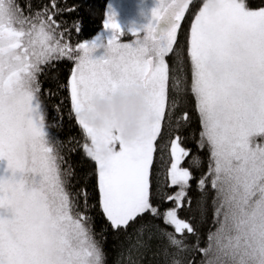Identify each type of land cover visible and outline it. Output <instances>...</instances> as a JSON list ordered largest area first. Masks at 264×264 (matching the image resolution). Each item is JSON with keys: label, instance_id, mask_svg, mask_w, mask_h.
I'll use <instances>...</instances> for the list:
<instances>
[{"label": "snow or ice", "instance_id": "6c2138e0", "mask_svg": "<svg viewBox=\"0 0 264 264\" xmlns=\"http://www.w3.org/2000/svg\"><path fill=\"white\" fill-rule=\"evenodd\" d=\"M78 7L51 0L26 14L18 0H0V157L10 170L0 174V209L12 213L0 212V264H105L108 226L97 239V207L119 241L117 264H264V0H159L146 30L127 32L132 40L119 39L126 32L109 11L113 34L103 45L100 36L67 42L82 21L56 17ZM61 58L72 61L67 82L45 91L67 89L80 147L95 164L85 176L95 178L92 201L85 185L72 188L65 156L76 148L53 134L41 97L42 66ZM137 82L150 90L155 117L141 139L81 118L92 96ZM194 120L207 156L195 153L185 166L191 133L181 130ZM205 158L198 203L203 218L210 185L215 227L202 245L198 224L180 210L192 201L191 167Z\"/></svg>", "mask_w": 264, "mask_h": 264}, {"label": "trees", "instance_id": "16d2710c", "mask_svg": "<svg viewBox=\"0 0 264 264\" xmlns=\"http://www.w3.org/2000/svg\"><path fill=\"white\" fill-rule=\"evenodd\" d=\"M197 3L201 0H196ZM19 5L27 14L34 12L35 10L42 9L45 5L51 7V0H18ZM109 0H57V5L62 8H69L73 4H78L79 7L75 11H64L57 15V19H64L72 21L74 18L79 17L82 21V27L79 32L75 31V28H71L67 34V42L74 45L75 43L82 42L84 39H91L95 37L104 26V20L106 19V10ZM253 6H259L260 0H251ZM30 5V7H29ZM188 12L186 11L185 19L181 21V29H178V37L183 35V30L186 29ZM171 61L173 57L170 54L168 57ZM52 64L55 67L42 66L45 71L40 74L41 80V97L46 105L47 118L50 124L56 122L52 127L51 131L53 134L66 146L71 144L76 148L75 151L70 152L65 156V160L71 163L73 171L75 173L74 183L72 188L75 191L79 189L81 185H85L89 190V200L96 199L94 184V175L85 180L87 173L95 168L94 162L91 158L86 156L80 145L83 143V132L80 126L76 123L74 114L70 115V100L68 98L67 89H60V95H51L46 92V89H51L53 92L57 90L60 82H67V78L70 74L72 67V61L68 58L61 60H54ZM53 73H58L54 78ZM64 96L63 102L60 104L59 109L55 107L57 103H60V96ZM194 115V109H190ZM179 114V110H178ZM182 134L188 135L191 133L186 141V145L192 149V152L188 157L185 158L183 164L189 166L188 161L191 160L192 155L199 153L201 157H206V150L198 149L196 140L199 138V123L194 120L192 125L188 128L181 130ZM72 138V139H70ZM67 147L65 151H67ZM68 163L62 165L67 167ZM191 170L194 172V177L191 181L190 195L192 196L191 203L180 210V215L185 218H190V222L198 224L201 235V244L206 240L207 232L210 228H214L215 225L212 223L213 220V206L211 203L212 196L214 195L210 185H208V197L205 209L203 210V218L201 216L202 209L198 203V197L200 192L196 187L197 180L202 172L207 170V159H203L200 166H192ZM83 201L81 200V203ZM93 222L92 228L96 234V238H100L101 230L107 227V231L103 233L105 239L103 240V247L106 253L105 264H117L119 259L120 245L117 238L114 236V232L110 227L109 222L103 216L102 212L97 208L92 209ZM122 239V238H121ZM199 253H197V259Z\"/></svg>", "mask_w": 264, "mask_h": 264}, {"label": "clouds", "instance_id": "9594fccd", "mask_svg": "<svg viewBox=\"0 0 264 264\" xmlns=\"http://www.w3.org/2000/svg\"><path fill=\"white\" fill-rule=\"evenodd\" d=\"M150 90L142 83L118 86L106 95L96 94L81 110L80 116L96 128L110 126L119 131L127 142L141 139L154 120L149 104ZM107 155L111 148L101 143L96 149ZM58 258L57 253H53Z\"/></svg>", "mask_w": 264, "mask_h": 264}, {"label": "rangeland", "instance_id": "374dc122", "mask_svg": "<svg viewBox=\"0 0 264 264\" xmlns=\"http://www.w3.org/2000/svg\"><path fill=\"white\" fill-rule=\"evenodd\" d=\"M159 0H109L107 5V12H113L115 14L116 21L120 24L121 28L126 32L119 37L121 40H132L134 36L129 32L131 29H140L141 32L145 31V26L153 20V12L152 10L158 5ZM113 30L111 28H103L100 32L95 36L101 37V44L107 42V40L112 36ZM93 37V38H95ZM92 39V38H91ZM104 52L103 46L96 49L93 53L95 56H99ZM170 57V54H169ZM65 59V58H61ZM59 59V60H61ZM6 168L4 173L0 172V174H6L10 172L7 168V159L4 158ZM183 163V162H182ZM4 215L10 216L12 213L7 209H0Z\"/></svg>", "mask_w": 264, "mask_h": 264}, {"label": "flooded vegetation", "instance_id": "af4514ba", "mask_svg": "<svg viewBox=\"0 0 264 264\" xmlns=\"http://www.w3.org/2000/svg\"><path fill=\"white\" fill-rule=\"evenodd\" d=\"M6 168L4 157H0V172L4 173V170Z\"/></svg>", "mask_w": 264, "mask_h": 264}, {"label": "water", "instance_id": "95a60500", "mask_svg": "<svg viewBox=\"0 0 264 264\" xmlns=\"http://www.w3.org/2000/svg\"><path fill=\"white\" fill-rule=\"evenodd\" d=\"M164 26H165V24H164V22L162 21V22H161V27H164Z\"/></svg>", "mask_w": 264, "mask_h": 264}]
</instances>
